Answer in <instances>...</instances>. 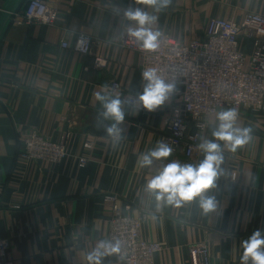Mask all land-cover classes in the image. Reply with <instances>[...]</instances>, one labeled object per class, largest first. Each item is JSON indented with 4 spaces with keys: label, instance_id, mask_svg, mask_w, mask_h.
Instances as JSON below:
<instances>
[{
    "label": "crops",
    "instance_id": "crops-1",
    "mask_svg": "<svg viewBox=\"0 0 264 264\" xmlns=\"http://www.w3.org/2000/svg\"><path fill=\"white\" fill-rule=\"evenodd\" d=\"M27 1L0 0V238L8 242L13 264H94L88 257L104 242L111 215L103 197L112 194L122 215L127 205L131 214L145 215L141 239L164 246L152 264H190L188 248L202 242L210 264H240V241L264 229V111L240 113L238 126L251 127L253 138L235 152L224 149L226 174L209 193L217 209L204 214L198 200L176 207L146 191L156 161L141 167L138 157L160 140L170 106L138 112L124 105L123 138L113 147L105 132L113 121L99 115L93 93L108 85L105 93L122 98L109 89L114 80L132 96L143 90L138 54L116 42L136 26L123 16L128 7L157 15L153 31L188 44L203 38L210 19L264 15V0H172L159 13L138 0H47L58 10L53 26L14 25ZM79 34L100 44L94 52L107 60L105 68H94L93 55L72 51ZM63 37L68 50L60 47ZM251 49L244 40L243 53ZM206 122L203 137L213 139L216 115ZM32 130L64 143L67 157L56 165L24 161L19 135ZM86 142L93 145L89 152ZM82 156L87 164L79 168ZM202 158L200 153L190 162ZM101 264L122 263L104 255Z\"/></svg>",
    "mask_w": 264,
    "mask_h": 264
},
{
    "label": "built area",
    "instance_id": "built-area-1",
    "mask_svg": "<svg viewBox=\"0 0 264 264\" xmlns=\"http://www.w3.org/2000/svg\"><path fill=\"white\" fill-rule=\"evenodd\" d=\"M57 16L54 3L30 0L26 10L14 14L13 24L35 23L51 27ZM244 40L252 43L248 54L242 51ZM116 42L122 49L138 54L140 73L152 67L165 80H178L179 93L168 101L170 104L166 102L164 105L171 109L166 117V129L160 135V140L173 147L175 158L190 162L200 155L195 145L206 133V119L216 115L221 108H235L239 115L242 111H264V15L248 12L239 21L210 19L203 38L188 44L161 34L154 51L142 50L127 33L118 37ZM99 45L91 37L79 34L72 51L79 56L93 55L94 68L103 69L107 60L94 52ZM60 47L63 50L70 48L66 37L61 39ZM109 89L121 94L125 100L136 97L126 93L117 80L111 82ZM125 105L138 112L144 110L137 104ZM19 140L22 145L20 156L27 163L56 165L67 157L64 143H54L35 130L21 133ZM92 146L91 142H86L83 148L89 152ZM167 162L156 161V173ZM86 164L85 156L78 158L79 168ZM103 200L111 212L104 242L120 243L119 253L106 255L122 264H152L154 255L162 252L164 246L141 239L145 215L131 214L130 205L125 207L127 214L122 215L117 195H105ZM188 255L190 264H210L209 247L205 242L191 245ZM0 264H13L8 255V242L2 238Z\"/></svg>",
    "mask_w": 264,
    "mask_h": 264
},
{
    "label": "clouds",
    "instance_id": "clouds-1",
    "mask_svg": "<svg viewBox=\"0 0 264 264\" xmlns=\"http://www.w3.org/2000/svg\"><path fill=\"white\" fill-rule=\"evenodd\" d=\"M159 13L168 8L172 0H138ZM123 16L128 21H134L135 27L129 26L127 34L139 43L142 50L154 51L158 48L159 31H153L149 26L155 24L158 16L150 14L140 7H128ZM143 90L134 100L122 99L120 95L105 93L103 89L108 85H101V91L93 93L94 98L101 104L99 113L105 120H111L105 128L108 137L112 138L113 147L119 144L123 129L119 127L124 121L126 112L124 105L137 104L148 112H154L164 106L172 97L179 93V82L173 78L165 80L158 74L156 68H146L141 73ZM136 115L137 113H131ZM239 112L235 108H221L216 112L218 124L212 131L213 139L201 137L195 147L203 154L198 163L181 162L173 157V147L157 140L155 145L138 157L141 167H150L154 161H165L157 173L146 181V191L152 194L158 202L180 207L183 204L198 200L199 207L204 214L217 209V200L209 193L217 187V181L224 176V149L235 152L252 140V128L240 127ZM223 142V146L221 143ZM243 253L240 264H264V229L257 228L251 235L240 241ZM120 243L101 242L97 249L88 257L90 262L101 264V257L106 254L119 253Z\"/></svg>",
    "mask_w": 264,
    "mask_h": 264
},
{
    "label": "water",
    "instance_id": "water-1",
    "mask_svg": "<svg viewBox=\"0 0 264 264\" xmlns=\"http://www.w3.org/2000/svg\"><path fill=\"white\" fill-rule=\"evenodd\" d=\"M29 1H30V0H28L27 3H26V5H25V10L27 9V7H28V5H29Z\"/></svg>",
    "mask_w": 264,
    "mask_h": 264
}]
</instances>
